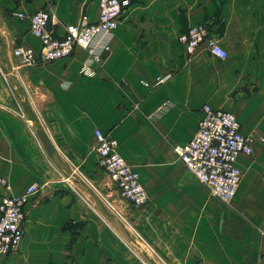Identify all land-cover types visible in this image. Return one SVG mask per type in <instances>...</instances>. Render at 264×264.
Returning a JSON list of instances; mask_svg holds the SVG:
<instances>
[{
    "label": "crops",
    "instance_id": "obj_1",
    "mask_svg": "<svg viewBox=\"0 0 264 264\" xmlns=\"http://www.w3.org/2000/svg\"><path fill=\"white\" fill-rule=\"evenodd\" d=\"M97 1L0 0V197L41 187L24 207L17 250L0 255V264H262L264 0H129L92 76L78 74L79 48L45 65H17L13 46L38 52L40 43L13 14L49 10L56 21L48 30L59 38L81 13L93 21ZM208 23L224 61L203 48L187 57L177 41L186 28ZM165 74L163 84L143 87ZM203 104L233 114L251 142V156L236 159L240 179L228 204L210 199L172 152L192 137ZM94 129L115 140L123 160L135 152L144 207L121 201L97 167ZM78 173L110 191L121 220L82 198Z\"/></svg>",
    "mask_w": 264,
    "mask_h": 264
},
{
    "label": "built area",
    "instance_id": "obj_2",
    "mask_svg": "<svg viewBox=\"0 0 264 264\" xmlns=\"http://www.w3.org/2000/svg\"><path fill=\"white\" fill-rule=\"evenodd\" d=\"M128 6L129 0H98L97 15L93 21L83 12L75 24L62 27L63 34L59 38L52 36L48 30V24L56 21L49 10L37 9L29 14H13L18 21L27 23L28 32L39 40L40 48L38 52H34L29 47L15 45L11 49V56L20 67H33L69 57L75 48H79L84 52L85 59L78 74L90 77L93 75L92 66L99 65L101 55L108 52L117 21ZM177 41L187 57L203 48L218 61L227 58L226 51L202 24L186 28L178 35ZM1 75L6 80L5 75ZM169 77L168 74L161 75L150 83L142 82V85L148 89L154 88L166 82ZM201 112L202 117L192 137L181 145L173 146L172 152L185 170L206 189L210 199L228 204L235 195L240 179L236 159L241 155L251 156V142L241 134L233 114L207 104L202 105ZM92 137L96 165L106 175L118 198L132 208L144 207L148 196L139 183L137 172L118 155L115 140L98 129L92 131ZM74 178L90 190L93 188L83 174L78 173ZM0 185H5L1 177ZM40 188L37 183H31L18 196L0 197V255H8L17 250L23 235L24 207ZM106 205L107 209L113 210L110 202L106 201ZM110 213L122 219L120 212ZM133 235V241L146 253L142 238L136 233Z\"/></svg>",
    "mask_w": 264,
    "mask_h": 264
},
{
    "label": "rangeland",
    "instance_id": "obj_3",
    "mask_svg": "<svg viewBox=\"0 0 264 264\" xmlns=\"http://www.w3.org/2000/svg\"><path fill=\"white\" fill-rule=\"evenodd\" d=\"M169 8V7H168ZM152 11H153V13H155V9H152ZM153 13H148L147 14V20H149V21H154L155 20V16H154V14ZM138 18V13L136 12V19ZM215 20L217 19V17L216 18H214ZM139 20V19H138ZM211 26H212V24H210V23H208L207 25H206V28H207V30L210 32V34L211 35H213L216 39H218L217 38V34H219V32L217 31V28H216V31H212L210 28H211ZM137 153H141V151H137ZM173 158H174V160H175V163L176 164H179L178 163V161H177V159L173 156ZM123 159V158H122ZM124 160L126 161L125 163L127 164V165H129L130 166V168L132 169V170H134L135 172L137 171V169H138V165L140 164V161H139V159L136 157V155H135V152L134 151H128L127 152V159H125L124 158ZM153 169V168H152ZM152 174H150V176H151ZM87 178V177H86ZM88 180V179H87ZM89 181V183L91 184V186L93 187L91 190L88 188V187H86V185H84L83 183H81V185L83 186V196H82V198L84 199V200H90V201H92V202H94L93 201V199L92 198H95L97 201H98V203H99V201H100V203H102V205L99 203V207H97L98 209H99V212H101V208L105 211V212H108L109 213V211L110 212H116V211H120L119 210V208H118V202H116V200H114V199H112V197H114V196H109V193H110V191H108V189H105L106 187L102 184V183H99V182H96L95 184H93L90 180H88ZM85 188L90 192V195H91V197L86 193V191H85ZM93 196V197H92ZM86 197V198H85ZM106 201H108V202H110L111 203V207L113 208V210L111 211L110 209H107L106 207H107V205H106ZM117 204V205H116ZM117 206V207H116ZM101 207V208H100ZM118 209V210H117ZM108 210V211H107Z\"/></svg>",
    "mask_w": 264,
    "mask_h": 264
},
{
    "label": "water",
    "instance_id": "obj_4",
    "mask_svg": "<svg viewBox=\"0 0 264 264\" xmlns=\"http://www.w3.org/2000/svg\"><path fill=\"white\" fill-rule=\"evenodd\" d=\"M24 111H25V110H24ZM25 112L29 113V111H25ZM35 133H36V136H37V138H38V140H39V142H40L42 148H43L44 151L46 152V154H47V155H50V154L52 153V148H51L49 142L47 141V139H46L44 133L42 132V130H41V129H37V130L35 131ZM148 258H149V257H148Z\"/></svg>",
    "mask_w": 264,
    "mask_h": 264
}]
</instances>
